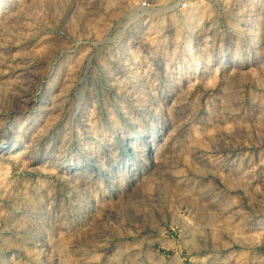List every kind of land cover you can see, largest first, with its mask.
Returning <instances> with one entry per match:
<instances>
[{
  "label": "rangeland",
  "instance_id": "374dc122",
  "mask_svg": "<svg viewBox=\"0 0 264 264\" xmlns=\"http://www.w3.org/2000/svg\"><path fill=\"white\" fill-rule=\"evenodd\" d=\"M0 228V264H264V0H0Z\"/></svg>",
  "mask_w": 264,
  "mask_h": 264
},
{
  "label": "built area",
  "instance_id": "2783aa9c",
  "mask_svg": "<svg viewBox=\"0 0 264 264\" xmlns=\"http://www.w3.org/2000/svg\"><path fill=\"white\" fill-rule=\"evenodd\" d=\"M183 6H185V4H183ZM1 229V228H0Z\"/></svg>",
  "mask_w": 264,
  "mask_h": 264
}]
</instances>
